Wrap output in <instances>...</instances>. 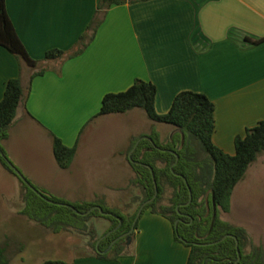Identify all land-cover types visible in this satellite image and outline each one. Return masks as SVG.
Returning a JSON list of instances; mask_svg holds the SVG:
<instances>
[{
	"label": "crops",
	"instance_id": "obj_1",
	"mask_svg": "<svg viewBox=\"0 0 264 264\" xmlns=\"http://www.w3.org/2000/svg\"><path fill=\"white\" fill-rule=\"evenodd\" d=\"M97 5L98 0H5L19 39L38 65L35 69L21 65L0 46V101L6 83L14 78H21L25 94L2 148L25 174L34 157L53 161L48 132L53 133L67 147L76 146L70 167L60 169L62 173H73L83 160L101 159L107 174L125 175L116 183H101L104 193L74 198L81 202L100 196L115 209L138 205L141 198L140 188L130 184L133 172L126 161L131 138L154 131L165 140L173 128L156 124L142 133L134 126L136 109L95 117L102 97L125 91L135 79L144 80L155 85V110L164 114L178 93H202L214 104L212 143L234 155L235 137L264 120V0H145L113 5L80 55L45 60L49 50L74 49ZM247 39L263 40L254 44ZM42 69L30 81L31 74ZM102 123H125L127 130L121 141L111 137L106 152L93 153L88 138ZM33 134L45 144L44 151L26 157L17 144ZM136 188L139 194H134ZM133 245L132 255L116 261L87 253L70 262L186 264L189 255V248L175 240L169 220L149 209L137 220Z\"/></svg>",
	"mask_w": 264,
	"mask_h": 264
},
{
	"label": "trees",
	"instance_id": "obj_2",
	"mask_svg": "<svg viewBox=\"0 0 264 264\" xmlns=\"http://www.w3.org/2000/svg\"><path fill=\"white\" fill-rule=\"evenodd\" d=\"M139 1L145 0H98L95 16L74 49L70 52L49 50L44 59L61 60L80 55L94 39L99 24L111 6ZM262 40L247 39L254 44ZM0 46L15 56L19 64L31 69L37 67L38 62L28 55L15 31L6 11L5 0H0ZM44 71L42 69L31 74L30 81ZM24 95L22 81L18 77L6 83L0 101V165L20 183L22 215L52 232L69 228L86 231L87 222L92 217L106 219L110 225L103 235L108 231L112 232L97 247V240L90 243V246L96 257L116 261L130 254L126 237L117 240L107 252L102 251L117 236L130 230L139 207L153 197L156 185L157 196L144 206L141 214L149 209L169 220L175 240L189 248L186 264H234L238 254L240 259L237 264H264V248L260 244L252 243L245 228L224 221L219 216L220 212L230 211L234 188L243 179L248 167L264 152V120L247 128L243 136L235 137L234 155H228L212 143L214 104L202 93H178L164 114H158L155 110L156 87L151 82L135 79L125 91L105 94L95 117L141 109L148 120L173 128L165 140L160 139L154 131L131 138L126 161L133 172L130 184L140 188L141 198L134 212L124 215L107 207L99 196L94 200L81 202L46 195L41 198L31 188L33 186L28 179L24 178L22 181L8 166L6 161H10L1 144L8 138L9 129ZM48 134L58 167L67 170L76 154V146L67 147L53 133ZM142 137L145 138L139 141L129 157L135 142ZM189 192L192 198L190 203ZM213 203L216 208L215 215ZM95 206H99L106 214H101ZM91 208L93 209L88 212ZM176 220L179 221L174 229ZM119 221V228L114 230ZM136 229L137 222L129 235L131 239ZM223 237L225 238L222 239ZM0 264H9L4 247H0ZM41 264L72 263L45 260Z\"/></svg>",
	"mask_w": 264,
	"mask_h": 264
},
{
	"label": "rangeland",
	"instance_id": "obj_3",
	"mask_svg": "<svg viewBox=\"0 0 264 264\" xmlns=\"http://www.w3.org/2000/svg\"><path fill=\"white\" fill-rule=\"evenodd\" d=\"M134 119V126L140 129L142 133L147 128L155 127L157 124L148 120L141 109H136ZM93 129L95 130L91 132L88 143L89 145L92 144L91 152L95 153L96 151L106 152L107 147L112 143L111 137H116L117 141H121L127 127L125 123H102ZM169 132L170 129H165V133ZM20 135L23 134L18 136ZM27 139L17 145L27 152L26 157L39 156L40 152L44 151L45 144H42L37 134H33ZM18 146L17 148H19ZM263 154L264 152L257 157L255 163L248 167L243 179L234 188L230 211L228 213L220 212L219 216L224 221L245 228L252 243L260 244L264 248ZM102 162L101 159L95 160L93 163H87V160H83L75 166V171L71 174L62 173L54 157L53 161L41 160V157L28 160L31 167L25 171V174L16 168L12 162L11 164L23 178L30 181L32 188L37 193L76 202L74 198H89L96 193H104L100 187L105 186L101 185L105 181L109 180L116 183V179L125 178V175L107 174L102 167ZM0 168L2 169H0V247L5 248V255L9 264H41L45 260L70 262L82 254H94L90 243L95 240L99 241L108 235L109 231L103 235L110 225L108 220L96 216L92 217L87 222L86 231L69 228L68 230L52 232L37 225L21 214L23 202L20 183L15 178L9 177V173L1 165ZM80 181H85L86 185ZM72 183L74 186L71 185ZM138 190L136 188L134 194H139ZM107 207H110L109 203H107ZM135 207H137V203L130 207H116L115 210L117 209L126 215L133 213ZM115 228L118 229L119 226L117 225ZM134 236L132 239H126L129 255L133 254Z\"/></svg>",
	"mask_w": 264,
	"mask_h": 264
},
{
	"label": "water",
	"instance_id": "obj_4",
	"mask_svg": "<svg viewBox=\"0 0 264 264\" xmlns=\"http://www.w3.org/2000/svg\"><path fill=\"white\" fill-rule=\"evenodd\" d=\"M145 137H142V138H139L136 142H135V144H134V146H133V148H132V150L129 152V157H130V155H131V153H132V151L137 147V145H138V143H139V141L141 140V139H144ZM7 162V164H8V166L10 167V168H12L13 169V171L15 172V174L22 180V181H24L25 179L23 178V176L20 174V172L10 163V162H8V161H6ZM154 185H155V183H154ZM32 188V187H31ZM33 189V188H32ZM39 194V193H38ZM39 196H41V198H43V196L41 195V194H39ZM157 196V189H156V185H155V192H154V195H153V197L151 198V199H149V200H147V201H145L143 204H141V206L139 207V209H138V211H137V213H136V216H135V219H134V221H133V224H132V227L130 228V230L127 232V233H125V234H123L122 236H119V237H117L116 239H114L112 242H111V244L109 245V247L107 248V250L106 251H108L111 247H112V245L118 240V239H120L121 237H123V236H126L127 234H129V233H131L133 230H134V225H135V223H136V221H137V219L139 218V216H140V214H141V212H142V209L144 208V206L146 205V204H148L149 202H151L155 197ZM191 192H189V200H188V203H190L191 202ZM44 200H46L47 202H50V203H52L51 201H49V200H47V199H44ZM187 203V204H188ZM94 208H96V209H98L99 211H100V213L101 214H106V213H104V212H102L101 211V208L99 207V206H95ZM92 210V209H91ZM91 210H89V212L91 211ZM216 208H215V206H214V203H213V214L215 215V213H216ZM178 221L179 220H176L175 221V223H174V229H176L177 228V223H178ZM120 224H121V222L119 221V224H118V226H120ZM110 233V232H109ZM108 233V234H109ZM230 236V235H229ZM225 237H228V235L227 236H225ZM225 237H223L222 239H224ZM232 237V236H231ZM104 238V237H103ZM103 238H101L99 241H97V244H96V246H98V244H99V242L103 239ZM182 240V239H181ZM236 241V247H237V240H235ZM103 253H105V251L103 252ZM239 259H240V256H239V254H238V258H237V261L234 263V264H237V262L239 261Z\"/></svg>",
	"mask_w": 264,
	"mask_h": 264
},
{
	"label": "flooded vegetation",
	"instance_id": "obj_5",
	"mask_svg": "<svg viewBox=\"0 0 264 264\" xmlns=\"http://www.w3.org/2000/svg\"><path fill=\"white\" fill-rule=\"evenodd\" d=\"M114 230H116V228H114ZM128 231H129V230H128ZM128 231H127V232H128ZM111 232H112V231H110V233H111ZM127 232H124L123 234H125V233H127ZM110 233H109V234H110ZM131 233H132V232H131ZM121 235H122V234H121ZM121 235H119V236H121ZM129 235H130V233L127 234L126 236L121 237V238H125V237H126V239H127V238H130ZM104 237H105V236H104ZM117 237H118V236H117ZM117 237H116V238H117ZM116 238H115V239H116ZM118 240H119V239H118ZM106 250H107V249H106ZM106 250H104V251L107 252ZM104 251H102V253H103Z\"/></svg>",
	"mask_w": 264,
	"mask_h": 264
}]
</instances>
